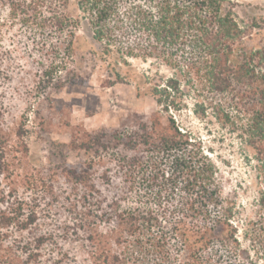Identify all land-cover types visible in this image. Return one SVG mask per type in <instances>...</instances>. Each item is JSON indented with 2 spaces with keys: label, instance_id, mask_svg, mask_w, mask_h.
<instances>
[{
  "label": "trees",
  "instance_id": "16d2710c",
  "mask_svg": "<svg viewBox=\"0 0 264 264\" xmlns=\"http://www.w3.org/2000/svg\"><path fill=\"white\" fill-rule=\"evenodd\" d=\"M78 6L103 55L114 58L115 80L107 85L125 80L118 65L127 58L148 62L140 84L158 109L118 127L73 126L60 146L87 157L38 166L21 127L8 129L0 118V264H264V48L243 45L247 26L232 3ZM69 19L51 21L71 31ZM189 94L197 98L193 112L211 110L253 160L257 211L246 221L222 196L200 138L172 114Z\"/></svg>",
  "mask_w": 264,
  "mask_h": 264
},
{
  "label": "rangeland",
  "instance_id": "374dc122",
  "mask_svg": "<svg viewBox=\"0 0 264 264\" xmlns=\"http://www.w3.org/2000/svg\"><path fill=\"white\" fill-rule=\"evenodd\" d=\"M12 1L0 3V118L8 129L21 127L33 165L86 158L83 151L60 146L69 142L73 126L89 132L118 127L129 124L134 114L148 117L158 109L140 84L148 62L127 58L128 63L118 65L125 80L107 85L115 80L114 58L103 55L79 0ZM229 1L247 26L243 45L264 48V0ZM62 15L69 16L71 31L54 28L52 17ZM161 72L168 74L164 68ZM196 100L187 95L182 110L172 114L200 138L218 170L222 196L236 202L237 220L246 221L257 211L253 160L244 158L235 134L211 110L205 116L193 112Z\"/></svg>",
  "mask_w": 264,
  "mask_h": 264
}]
</instances>
